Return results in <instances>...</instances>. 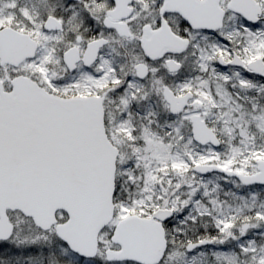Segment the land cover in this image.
<instances>
[{
    "label": "snow or ice",
    "instance_id": "6c2138e0",
    "mask_svg": "<svg viewBox=\"0 0 264 264\" xmlns=\"http://www.w3.org/2000/svg\"><path fill=\"white\" fill-rule=\"evenodd\" d=\"M0 264H264V0H0Z\"/></svg>",
    "mask_w": 264,
    "mask_h": 264
}]
</instances>
